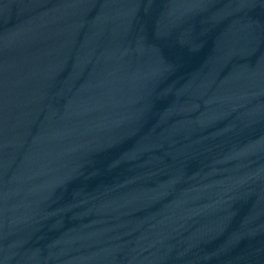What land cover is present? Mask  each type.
I'll use <instances>...</instances> for the list:
<instances>
[{
    "label": "water",
    "instance_id": "1",
    "mask_svg": "<svg viewBox=\"0 0 264 264\" xmlns=\"http://www.w3.org/2000/svg\"><path fill=\"white\" fill-rule=\"evenodd\" d=\"M0 264H264V0H0Z\"/></svg>",
    "mask_w": 264,
    "mask_h": 264
}]
</instances>
